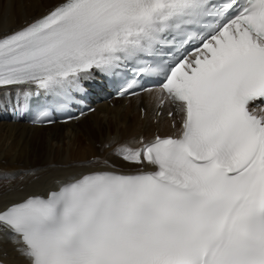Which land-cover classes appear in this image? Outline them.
Segmentation results:
<instances>
[{
    "label": "snow or ice",
    "instance_id": "snow-or-ice-1",
    "mask_svg": "<svg viewBox=\"0 0 264 264\" xmlns=\"http://www.w3.org/2000/svg\"><path fill=\"white\" fill-rule=\"evenodd\" d=\"M132 62L179 134L116 147L137 172L105 161L0 208V243L26 264H264V0H61L0 36V87H35L18 109L43 94L37 123Z\"/></svg>",
    "mask_w": 264,
    "mask_h": 264
},
{
    "label": "bare ground",
    "instance_id": "bare-ground-1",
    "mask_svg": "<svg viewBox=\"0 0 264 264\" xmlns=\"http://www.w3.org/2000/svg\"><path fill=\"white\" fill-rule=\"evenodd\" d=\"M60 1L61 0H0V36L43 14ZM10 87L0 88V96L6 97L8 93H12V89L8 91ZM160 123L164 131L167 132L169 127L164 117H162ZM0 124L3 125L4 128L5 126L10 128L9 132L11 138H18L14 141L15 146L19 144L21 137L25 134L50 130L52 126H65L68 133L74 131L83 133L84 138L86 137L88 139L86 143L87 147L79 148L77 151L78 154L75 156H70L69 158L63 156L59 159L51 160L47 159V155H45L38 163H29L20 166L22 169L16 172L15 179L9 178L10 175L15 174L13 171L12 173H9L11 171H7L8 173L0 172V208L28 195L46 194L48 191L56 189L58 184L70 176L96 166H105V161H107L108 165L113 163L131 165L124 163L114 155V145L118 144V140H120V144H134L141 135L139 128L144 125L146 133H149L151 127L149 119L144 120L139 117L137 104L132 98H130V101L126 105H123L121 101L114 106L101 103L95 111L88 113L77 121L71 120L64 124L31 126L21 121H7L0 122ZM55 127L54 129H56ZM5 133L7 132L5 131ZM56 147L59 146L56 145ZM59 149L60 148H58V150ZM10 160H14V158ZM20 176H22L21 179H19ZM14 249L15 246L5 238L3 242L0 243V258L11 261L14 264H25L26 260Z\"/></svg>",
    "mask_w": 264,
    "mask_h": 264
},
{
    "label": "rangeland",
    "instance_id": "rangeland-1",
    "mask_svg": "<svg viewBox=\"0 0 264 264\" xmlns=\"http://www.w3.org/2000/svg\"><path fill=\"white\" fill-rule=\"evenodd\" d=\"M54 127L55 126L50 127V130L48 129V130H43L40 132L36 131L32 134H25L24 136L21 137V141L19 142V144L18 145L16 144L15 146L14 141H16V139L18 138L16 137H14V139L11 138L10 132H9L10 128L6 126L4 128V126L1 125L0 130L4 134H2L0 131V137H1L0 138V141H1L0 142V168L18 169L22 165H26L29 163H38L45 155H47V159H51V160L52 159L56 160L63 156L69 158L70 156L77 155L78 154L77 151L79 150V148L87 147L86 143L88 139L86 137L84 138L83 133H77L75 131L72 133L70 132L68 133L67 128H65V126L55 127L56 129H54ZM5 131L7 133H5ZM118 144H120V140H118ZM56 145H58L59 147H56ZM58 148L60 149L58 150ZM11 158H14V160H10ZM0 172L4 173L7 171H0ZM9 173H12V171Z\"/></svg>",
    "mask_w": 264,
    "mask_h": 264
}]
</instances>
